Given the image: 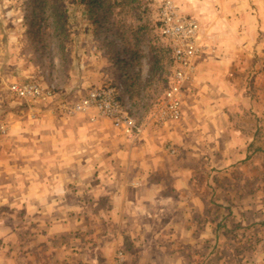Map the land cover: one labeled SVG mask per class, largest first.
<instances>
[{"label":"rangeland","instance_id":"obj_1","mask_svg":"<svg viewBox=\"0 0 264 264\" xmlns=\"http://www.w3.org/2000/svg\"><path fill=\"white\" fill-rule=\"evenodd\" d=\"M96 1L89 11L82 0H65L66 32L60 37L57 17L43 0H0V125L6 129L0 133V264H92L97 257V232L102 227L108 232L109 207L117 205L125 188V181L110 173L129 153L124 144L116 145V135H98L104 120L119 131L110 119L91 122L89 114L71 112L99 87L115 88L142 127L136 140L119 131L127 150L144 147L153 129L158 157L190 159L197 173L191 186L204 187L205 203L203 210L190 209L191 222L205 219L209 236L213 224L221 223L216 257L206 264H264V18L240 24L259 33L241 35L242 49L234 50L226 46L237 35L220 31L217 0H174L201 23L208 49L198 62L204 74H212L213 93L207 106L196 109L197 116L186 94L182 118L160 125L153 118L173 73L158 27L164 0ZM246 3L257 10L254 2ZM225 24L233 23L225 17ZM217 74L225 79L217 81ZM14 83L38 84L51 94L27 104L10 91ZM194 88L192 83L189 91ZM205 121L210 128L193 126ZM81 124L87 129L79 131ZM69 125H76L75 135ZM76 135L79 143L72 145ZM147 181L151 187L181 184L161 171ZM128 183L137 189L143 180ZM168 213L175 221L180 211ZM163 215L150 218L152 232L162 227ZM208 242L200 254L210 253ZM124 256L119 249L116 263Z\"/></svg>","mask_w":264,"mask_h":264},{"label":"crops","instance_id":"obj_2","mask_svg":"<svg viewBox=\"0 0 264 264\" xmlns=\"http://www.w3.org/2000/svg\"><path fill=\"white\" fill-rule=\"evenodd\" d=\"M225 1L227 2V0H217V6L221 12L218 18L221 26L219 29L220 31L224 29L228 33L232 31L234 35H237V37H232L231 44H226V47L230 46L231 49L241 50V44L244 43H242L240 36L245 34V37H247L248 34H257L259 29L250 27L248 23L246 26L240 24L251 17L264 18V0H229V6L224 4ZM243 1L246 4L245 6H241ZM250 1L256 4L257 10L249 7L246 2ZM225 17L231 19L233 23L231 27L225 24ZM261 31H263V28ZM255 45L253 41L250 46ZM223 66L221 67L223 68ZM217 72L222 71L217 69ZM204 73L205 69L199 61L194 81L195 91L193 93H191L192 90L187 92L189 94L187 103L192 105L191 107L196 116V109H199L200 105L207 106L206 103L210 102L213 93L212 89L210 90L212 85L208 84L212 74L206 75ZM218 79L224 80L225 75L217 74V81ZM217 91L219 94L221 93L219 88H217ZM185 105L186 103L183 112L186 108ZM216 106L217 113H220L221 106L218 100ZM209 108L212 110L211 107ZM209 124L210 122L205 121L199 125L195 123L193 126L208 129L210 128ZM83 126V124L78 125L79 131L83 128L84 130L87 129V125ZM98 126L99 136L106 139L108 136L116 135L117 137H114L118 141L116 145L124 144V150L129 151V153L127 157L111 155V157H120V159L116 161L115 171L112 170L110 175H114L113 172H115L116 176L125 181V188L121 191L122 194L117 205L109 207L113 210V214L111 222L109 221L110 228L106 229L108 232L104 233L103 227L102 233L97 232L99 235L98 258L94 255L92 264H117L115 258L119 249H123L125 255L121 264H206L207 260L214 259L216 257L215 251H217V229L220 228L221 223L219 222L218 226L216 222L213 224V233L209 236L206 232L205 219L196 224L191 222L194 217H192V213L190 214V209L203 210L205 203L202 202L204 187L202 186L200 191V187L195 189L194 186H191L190 180L197 173L196 170L191 169L190 159L187 157H158L157 155H160L161 151L156 146V140H153L156 139V130H149V134L146 136L148 143L144 147L127 150L126 138L113 128L109 120H104ZM150 126L153 128L154 125L151 124ZM75 127L76 125H69L68 127L71 135H75ZM93 129L95 128L90 130ZM155 129L157 128L155 127ZM78 138L80 137L76 135L74 139H70L72 145L79 143ZM151 148H153V151ZM140 154L143 157H139ZM145 154H152L153 157H145ZM213 160L217 161V157H214ZM158 171L166 172L171 177L177 176L181 179V184L175 186L171 184L169 187H166L167 185L162 187L148 186L147 177ZM140 178L143 180L141 187L133 189L128 186L130 180ZM177 198L180 201L175 203ZM190 200L193 201L189 202ZM152 209H157V212ZM174 209L180 211L175 221H173L172 213H168V211ZM160 213L165 215L164 219L166 220L162 221V227L157 232H152L149 223L151 222L150 218L153 216L160 217ZM197 217L200 218L199 214ZM210 226L212 225H209L211 229ZM207 242H212L210 253L207 255L205 250L204 253L200 254V250L204 251Z\"/></svg>","mask_w":264,"mask_h":264},{"label":"built area","instance_id":"obj_3","mask_svg":"<svg viewBox=\"0 0 264 264\" xmlns=\"http://www.w3.org/2000/svg\"><path fill=\"white\" fill-rule=\"evenodd\" d=\"M159 29L161 35L169 45L173 59V74L168 88L164 92L161 110L155 118L158 124L168 121H179L182 118L183 98L194 83L198 59L208 49L204 40L201 23L195 18L186 15L174 0H164L159 9ZM10 91L25 103H34L51 93L38 84H12ZM73 113L89 114L90 121L96 122L99 118L110 119L116 129L127 137L136 140L142 133V127L128 112L118 91L111 87H99L73 106ZM71 113V114H73ZM0 133L5 134L4 125H0Z\"/></svg>","mask_w":264,"mask_h":264},{"label":"trees","instance_id":"obj_4","mask_svg":"<svg viewBox=\"0 0 264 264\" xmlns=\"http://www.w3.org/2000/svg\"><path fill=\"white\" fill-rule=\"evenodd\" d=\"M82 2L86 5V7L89 9V11L90 10L93 11L97 1L96 0H82ZM43 3L47 7H49L51 9V11L53 12V14H55V17H57V26H56L57 32H58L60 37L64 36L65 32H66V24H67L66 9L64 7L65 6V0H43ZM159 26H160V23H158V27ZM123 29L124 28L121 27L120 30L122 31ZM137 34L138 33H136L135 35H137ZM160 35H161V33H160ZM161 38L166 42L167 51H168L169 56H170V66L172 67V70H173V67H174L173 64L174 63H173V59L171 56V52L169 49L168 42L166 41V39L162 35H161ZM170 79H171V76H169L167 81H166L165 91L168 88V84H169Z\"/></svg>","mask_w":264,"mask_h":264}]
</instances>
